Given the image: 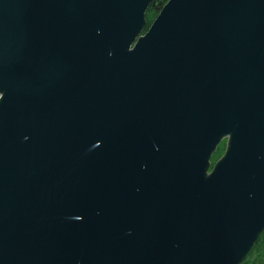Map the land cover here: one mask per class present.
Here are the masks:
<instances>
[{
	"label": "water",
	"instance_id": "1",
	"mask_svg": "<svg viewBox=\"0 0 264 264\" xmlns=\"http://www.w3.org/2000/svg\"><path fill=\"white\" fill-rule=\"evenodd\" d=\"M152 1L0 0V264H241L264 230V0L143 34Z\"/></svg>",
	"mask_w": 264,
	"mask_h": 264
},
{
	"label": "rangeland",
	"instance_id": "2",
	"mask_svg": "<svg viewBox=\"0 0 264 264\" xmlns=\"http://www.w3.org/2000/svg\"><path fill=\"white\" fill-rule=\"evenodd\" d=\"M159 10L149 6L146 12L147 23L143 30V34L149 29L153 21L156 19ZM228 146V138H224L219 142L216 149L211 155V166L210 170L213 169L214 165L225 155ZM209 170V171H210ZM241 264H264V232L261 233V236L258 240L255 241L254 245L251 247L249 252L246 254Z\"/></svg>",
	"mask_w": 264,
	"mask_h": 264
},
{
	"label": "trees",
	"instance_id": "3",
	"mask_svg": "<svg viewBox=\"0 0 264 264\" xmlns=\"http://www.w3.org/2000/svg\"><path fill=\"white\" fill-rule=\"evenodd\" d=\"M167 1L168 0H153L151 2L150 6H152V7L156 8L157 10L161 11V9L167 3ZM262 232H264V230ZM261 233L259 234L258 238L261 236ZM258 238H257V240H258Z\"/></svg>",
	"mask_w": 264,
	"mask_h": 264
},
{
	"label": "built area",
	"instance_id": "4",
	"mask_svg": "<svg viewBox=\"0 0 264 264\" xmlns=\"http://www.w3.org/2000/svg\"><path fill=\"white\" fill-rule=\"evenodd\" d=\"M1 97H2V94L0 93V99H1ZM225 138H228V137H225ZM228 140H229V138H228Z\"/></svg>",
	"mask_w": 264,
	"mask_h": 264
},
{
	"label": "flooded vegetation",
	"instance_id": "5",
	"mask_svg": "<svg viewBox=\"0 0 264 264\" xmlns=\"http://www.w3.org/2000/svg\"><path fill=\"white\" fill-rule=\"evenodd\" d=\"M210 170V169H209ZM211 171V170H210Z\"/></svg>",
	"mask_w": 264,
	"mask_h": 264
}]
</instances>
